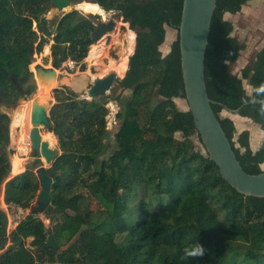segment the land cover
<instances>
[{
	"label": "trees",
	"instance_id": "obj_1",
	"mask_svg": "<svg viewBox=\"0 0 264 264\" xmlns=\"http://www.w3.org/2000/svg\"><path fill=\"white\" fill-rule=\"evenodd\" d=\"M90 1L115 11L136 33L125 75L117 79L118 87L131 94L114 98L120 102L121 120L116 147L105 156L107 98L102 102V96L87 99L65 88L55 90L49 129L61 152L47 168L55 208L48 217L54 223L48 227L31 212L9 231L7 212L0 208V264H264V197L237 191L209 156L193 149L190 137L197 134L200 139L193 115L175 102L185 98L179 40L165 54L161 46L166 25L178 29L183 0ZM249 1L217 0L205 78L212 108L237 158L248 173L257 174L264 162V142L254 152L249 130L237 134L233 119L220 115L224 105L239 109L238 114L264 129L262 105L252 102L264 100L254 92L264 83V48L240 75L229 64L244 44L232 35L234 24L224 16L241 11ZM52 6L51 0H0V87L8 100H16L9 72L28 80L38 39V51L52 36L53 58L77 63L98 45H93L91 32L99 14L73 9L49 21L44 14ZM51 49L46 44L38 54ZM9 124V115L0 111V186L10 168ZM177 132L182 133L180 141ZM40 190L41 181L29 167L6 182L4 202L33 208ZM49 228L57 249L37 251L49 238ZM20 239L22 245L7 249ZM196 242L205 247V255L183 260V248Z\"/></svg>",
	"mask_w": 264,
	"mask_h": 264
},
{
	"label": "water",
	"instance_id": "obj_2",
	"mask_svg": "<svg viewBox=\"0 0 264 264\" xmlns=\"http://www.w3.org/2000/svg\"><path fill=\"white\" fill-rule=\"evenodd\" d=\"M51 2L58 10H63L66 6L75 4L72 0H51ZM216 6L217 0H183L181 22L177 29L176 38L179 40L181 51V69L185 88L184 99L188 104V108L182 110L191 111L193 122L204 146L205 151L203 153L217 164L221 176L244 195L264 197V171L252 174L243 168L220 122L219 116L212 108V99L207 91L205 57ZM116 23L113 17L98 20L95 29L91 32L93 42L103 36H106L107 42H109L111 32L116 28ZM32 52L31 59L33 58ZM63 62L64 57L61 56L55 58L50 67L44 66L43 63L35 66L38 93L40 95L35 96L31 104L32 127L30 129V141L35 158L30 167L33 168L39 163L35 172L41 181L40 194L31 211L37 213L45 212L48 215L55 212V208L52 205L50 194L52 178L47 173L48 166L46 164L52 163L55 153L50 143L47 140H42L41 132L50 131L49 111L54 104L52 102V92L56 89L52 85L58 76V68ZM82 69H86V64L82 66ZM9 76L17 88V100L9 101L0 87V111L6 114H10L20 104L26 102L28 94V90L23 86L24 76L18 77L11 71ZM117 79H119V76L115 71H110L105 76L95 78L93 83L86 88L88 97L96 98L106 93ZM39 89H41V92ZM101 100L102 102L106 101L104 97H101ZM47 104H49V107ZM224 108L232 113L239 112V109H232L225 105ZM1 147H4V144H1ZM15 175L17 174H12L10 160V168L4 180L9 177L10 180ZM49 232V238L43 246L36 249L37 251H43L46 248L57 249L51 228H49ZM22 244L23 240L20 239L17 242L9 243L7 249H15Z\"/></svg>",
	"mask_w": 264,
	"mask_h": 264
},
{
	"label": "rangeland",
	"instance_id": "obj_3",
	"mask_svg": "<svg viewBox=\"0 0 264 264\" xmlns=\"http://www.w3.org/2000/svg\"><path fill=\"white\" fill-rule=\"evenodd\" d=\"M73 3H76L78 1H86V0H72ZM76 9L73 4H70L69 6H66L63 10H58L54 5L44 14L45 18H47L49 21H57L63 14ZM81 14L84 15H89V14H94V13H85L84 11L77 9ZM97 14V13H95ZM100 18H111L113 17L116 20V28L111 32V39L109 42H107V37L104 36L100 39V41L105 40V43L108 45L107 51L105 53L101 52L99 49L94 52L92 49H90V45L87 47V49H90L87 56L83 59L82 62L78 63L76 65V68L73 70H67L65 67V61L61 64L60 68H58V76H57V83H55V87L60 88V89H68L73 91L78 97L80 98H87L91 99L88 97V94L86 92V88L89 87L95 78L97 77H102L105 76L109 73V71H114V70H109L106 71L105 67L107 64H109V61L111 59L113 60H119L123 56L125 50H124V44L127 42V34L126 32L128 31L129 23L124 22L122 17L119 16L115 11H107L105 14H99ZM226 19H229L233 22L234 24V30L232 32V35L239 41L245 44L247 47L251 48V51H249V59H246V50L240 51V55L238 56L237 60L234 62H229L231 66V70L233 73H237L239 69L241 68L242 64H248L250 62H253L254 59V52L256 49L259 47V42H258V37H264V0H250L247 2L245 5H243L241 11L231 14V13H226L224 16ZM33 28L37 30V24L36 22L33 23ZM167 29V34H166V39L165 42L161 46L162 52L165 54L170 51L172 43L176 40L177 38V29L173 26L166 25ZM40 39L34 42V48H33V58H37V63L34 64L33 58L31 59V62L29 64V71L31 72V75H29L28 80H26L25 86L29 87L28 90V95L26 98V102L33 101L35 96L39 95L38 93V86H37V76H36V69L35 66L37 64L43 63L44 66L50 67L52 65V49L51 46L54 42L53 37H50L49 42L46 44H50V53L47 55L42 54L40 56L39 54L43 51L44 47L46 44H44L43 48L41 51L37 50L38 42ZM98 42V44L100 43ZM95 42V41H94ZM93 42V43H94ZM94 45V44H93ZM98 46V45H97ZM96 46V47H97ZM37 52V53H36ZM35 53V54H34ZM39 53V54H38ZM132 54V53H131ZM127 56V61L129 56ZM102 63V64H101ZM86 64V69L83 70L82 66ZM127 70V67L125 69V72ZM125 72L123 76L125 75ZM123 76H119V78H122ZM79 77H81V83L75 84V80H79ZM75 79V80H74ZM69 80V81H68ZM246 88H248L247 83L245 84ZM54 89V92L55 90ZM54 92H52V102L55 103L56 99L54 97ZM121 97L124 96H129L131 94L130 89H121L117 85V80L114 81L112 84L111 88L104 94L96 97H104L107 98L106 106L108 109L107 113V122H108V130H109V135L107 139L105 140L106 147L104 154L105 156L108 155L115 149L116 147V141H115V136L117 129L120 125L121 120L117 118V114L120 111V102L118 100H115L117 95ZM161 98L158 96V99ZM24 102V103H26ZM175 102L180 109H187L188 104L186 100L182 97H177L175 98ZM23 103V104H24ZM49 107V104H47ZM51 106V105H50ZM12 113H8L10 117V124H9V142L6 145V150L8 152V157L9 161L11 160V163L14 162L15 167L17 168V173L19 174L26 169H28L30 166H32V162L34 160V154L32 151V148L29 147V150L26 154H22L19 149V142H18V137L21 132L20 127H13V121H12ZM221 116L225 115H231V113H228L224 110L220 112ZM111 116V117H110ZM116 116L115 122L113 121V118ZM110 123V124H109ZM51 131V130H50ZM49 131V132H50ZM44 134L47 135L49 132L42 131ZM53 132V131H51ZM237 133V132H236ZM176 139L177 141H180L183 139L182 133L177 132L176 133ZM192 140V145L193 149L195 150H200L204 152V146L202 142L200 141L199 137L197 134H194L190 137ZM31 146V144H30ZM54 148V153L58 152L60 153V148H59V142L57 139V142L52 146ZM45 163V162H44ZM39 164V163H38ZM37 164V165H38ZM36 166H33V170L35 171ZM48 167L50 164H46ZM10 178V177H9ZM9 178H6L2 185L0 186V208L5 210L8 215V229L11 231L12 229L15 228L17 223L26 217L28 214H30L32 211V207L30 206L29 208H22L18 206H8L4 202V191H5V185L6 182L9 180ZM36 201L33 202L32 205H35ZM134 209L136 210L137 204L134 205ZM137 214V211H135V215ZM38 217H40L46 224V226L51 227L53 226L54 221H51L50 218L48 217L49 215L46 214L45 212H38L36 213ZM58 218V216L55 217V219ZM135 218L133 219V221ZM31 238L27 240V246H29V241ZM1 253V251H0ZM218 263V261H215L214 264Z\"/></svg>",
	"mask_w": 264,
	"mask_h": 264
},
{
	"label": "bare ground",
	"instance_id": "obj_4",
	"mask_svg": "<svg viewBox=\"0 0 264 264\" xmlns=\"http://www.w3.org/2000/svg\"><path fill=\"white\" fill-rule=\"evenodd\" d=\"M74 7L84 11L85 13H94V14L95 13L97 14L107 13V11H105L100 6L99 3L90 1V0L80 1L78 3H75ZM126 34H127V42L124 44L125 52L124 54H122L123 57L119 60L111 59L109 61V64H107V66H103L105 67L106 71L114 70L118 76H123L125 69L127 67V60H126L127 56L133 53V44H134V38H135L136 33L133 29L128 28V31L126 32ZM100 39L95 41L93 44L97 45ZM107 48H108V45L105 43V40H102L100 41V43L98 44L94 52H96L99 49L101 52L107 54L106 53ZM33 61H34V64L38 62L37 58H33ZM56 80H57V77L55 78L52 86H55ZM74 83L75 84L81 83V77H79V80H75ZM39 91L41 92V89H39ZM31 104H32L31 101L26 102L24 104L22 103L12 113L13 115L12 116V121H13L12 126L15 128L16 127L21 128V132L18 137V142H19V149L22 154H26L29 150V147H31L30 146L31 144L30 134H29L30 128L32 126L31 124V106L32 105ZM43 134L44 133L41 132L42 140H47L50 143V146H53L57 142V137L53 132L50 131L47 135H43ZM11 164H12V174L14 175L17 173V168L15 167L14 162Z\"/></svg>",
	"mask_w": 264,
	"mask_h": 264
},
{
	"label": "crops",
	"instance_id": "obj_5",
	"mask_svg": "<svg viewBox=\"0 0 264 264\" xmlns=\"http://www.w3.org/2000/svg\"><path fill=\"white\" fill-rule=\"evenodd\" d=\"M258 42H259V47L256 49V51L254 52V59L253 62H250L249 64H253L256 61V57H257V53L264 48V37H258ZM242 43V42H241ZM246 50V59H249V51H251L250 47H247L244 44V47L242 50ZM241 50V51H242ZM248 64H242L241 68L239 69V71L237 72L239 75L241 74V69L243 67H245ZM247 83L248 88L247 91L249 93L252 92V86L250 85L248 80H244V85ZM224 111L231 113V115H225L230 117L231 119H233V121L235 122L236 125V132L237 134L241 133L244 130H249L250 132V136H249V140H250V146L251 149L255 152L259 149L260 145L264 142V129L261 127V125L259 123L254 122L252 119L248 118V117H243L238 113H232L229 112L228 110H226L225 108L223 109ZM222 116V117H225ZM262 165H264V162L262 163Z\"/></svg>",
	"mask_w": 264,
	"mask_h": 264
},
{
	"label": "clouds",
	"instance_id": "obj_6",
	"mask_svg": "<svg viewBox=\"0 0 264 264\" xmlns=\"http://www.w3.org/2000/svg\"><path fill=\"white\" fill-rule=\"evenodd\" d=\"M254 92L257 96H264V83H261L259 86H257L254 89ZM253 103H259L262 105L260 111L264 113V100H255L253 99ZM261 170L264 171V165H261ZM205 247L200 244L199 242H196L193 245L186 246L182 250V259L188 260V259H199L205 255Z\"/></svg>",
	"mask_w": 264,
	"mask_h": 264
},
{
	"label": "built area",
	"instance_id": "obj_7",
	"mask_svg": "<svg viewBox=\"0 0 264 264\" xmlns=\"http://www.w3.org/2000/svg\"><path fill=\"white\" fill-rule=\"evenodd\" d=\"M65 61V60H64ZM78 63L75 61V60H73L72 58H68V59H66V61H65V67H66V69L67 70H73V69H75L76 68V65H77ZM111 117V116H110ZM116 118V116L113 118V121L115 122V119ZM110 124V123H109ZM107 125H108V122H107ZM108 127V126H107Z\"/></svg>",
	"mask_w": 264,
	"mask_h": 264
},
{
	"label": "flooded vegetation",
	"instance_id": "obj_8",
	"mask_svg": "<svg viewBox=\"0 0 264 264\" xmlns=\"http://www.w3.org/2000/svg\"><path fill=\"white\" fill-rule=\"evenodd\" d=\"M54 60V58H52V61ZM25 77V76H24ZM25 83H26V77H25V79H24V81H23V86H24V88H26L27 90H29V87L28 86H25ZM55 83H57V80L55 81ZM28 95V94H27ZM16 100H17V88H16ZM15 100V101H16ZM9 101H13V100H9ZM32 127V126H31ZM31 129V128H30ZM29 134H30V131H29Z\"/></svg>",
	"mask_w": 264,
	"mask_h": 264
}]
</instances>
